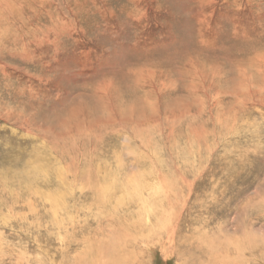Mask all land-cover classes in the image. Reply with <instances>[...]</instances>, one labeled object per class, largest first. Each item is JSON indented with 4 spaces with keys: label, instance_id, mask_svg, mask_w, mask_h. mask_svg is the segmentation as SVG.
<instances>
[{
    "label": "rangeland",
    "instance_id": "rangeland-1",
    "mask_svg": "<svg viewBox=\"0 0 264 264\" xmlns=\"http://www.w3.org/2000/svg\"><path fill=\"white\" fill-rule=\"evenodd\" d=\"M128 214L176 233L130 264H264V0H0V264H95Z\"/></svg>",
    "mask_w": 264,
    "mask_h": 264
},
{
    "label": "bare ground",
    "instance_id": "bare-ground-1",
    "mask_svg": "<svg viewBox=\"0 0 264 264\" xmlns=\"http://www.w3.org/2000/svg\"><path fill=\"white\" fill-rule=\"evenodd\" d=\"M50 171H52L50 168H47V167L42 168L41 167L39 169V171H37L33 175L24 174L25 176H24V178L23 177L22 178L25 179V181H23L21 178V183H22V185L24 184L25 188H27L29 190L37 191L40 187L39 185H41V183L44 182V180L46 179L45 175H47L48 173H51ZM110 191H111V189H110ZM104 197H106V196H104ZM117 202H118V206H121L123 204H127V205L129 204V200L127 198H124V197L120 200L118 199ZM146 211H148V210H146ZM129 215L130 214L126 215V217L125 216L122 217L119 221V224L116 222V224H118V225L115 224V226L120 229V234H119L120 236L118 235V237H121L122 240L117 242V244H115L114 243L115 241L111 242L112 240L109 239V241L107 240L108 242L107 241L106 242H97L98 243L97 245H94L93 247L91 246L92 247L91 250L92 251L94 250V251H93L92 255H89V257L93 256L92 260L89 259L90 263L92 262L95 264H130L132 256L129 255L125 250L122 249V248H124V241H123L124 238L131 237V235H132V237H137V238L139 237L138 238L139 241L145 245L148 244V247H149L150 243H153L154 247H156V245H158L162 242L171 243L172 238L176 234L175 233V226H173L174 222H172L173 220L170 218L169 219L171 221L170 220L165 221V222H167L166 224H163V221L158 223L157 221H159V220H155V218H153L149 221L148 232L145 234H141V232L138 233V232H136L135 228L139 229L140 227L137 226V223L133 219V217H131ZM159 217H160V215H159ZM147 219H148V217H147ZM125 221L128 224H126ZM126 231H128V232H126ZM151 236L154 239H156V242H153L154 240H151ZM115 237L118 239V237L116 235H115ZM96 241H98V240H96ZM136 243H137V241H136ZM208 248H210V247H208ZM246 264H248V263H246Z\"/></svg>",
    "mask_w": 264,
    "mask_h": 264
}]
</instances>
